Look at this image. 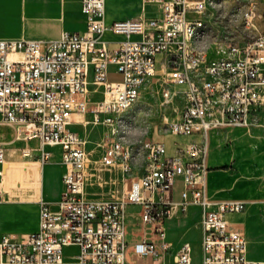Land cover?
Masks as SVG:
<instances>
[{"label": "built area", "instance_id": "obj_1", "mask_svg": "<svg viewBox=\"0 0 264 264\" xmlns=\"http://www.w3.org/2000/svg\"><path fill=\"white\" fill-rule=\"evenodd\" d=\"M202 2L212 8L211 0H142L143 6L156 5L159 15L107 23L105 0H80L81 34L0 39V121L16 128L24 141L38 143L40 166L51 157L46 147L60 149L63 166L56 209L40 197L36 231L1 235L0 264H66L65 249L72 247L77 249L72 264H131L129 253L137 261L165 264L171 248L165 223L192 208L200 217L201 264H264L249 259L244 226L231 219L244 212L245 203L211 199L207 192L210 132L247 127L252 109L264 105V0H232L230 7L220 3L218 8L227 9L226 22L214 41ZM190 22H203L206 50L189 45ZM107 33L121 38L116 48H108ZM211 42L215 58L208 60ZM159 56L163 69L170 67L156 81L161 105L174 95L182 98V110L166 122V131L172 138H198L174 143L172 154L163 142L146 141L133 149L111 137L109 129L119 110L136 104L156 78ZM110 67L117 80L109 79ZM91 87L96 101L89 99ZM85 115L84 125L108 129L99 144V166L118 169L125 176L124 189L129 185L115 199L86 198L90 153L84 138L70 128L74 117ZM4 156L0 143V184ZM139 158L145 160L142 175L127 180ZM130 205L140 207L137 219L150 235L132 245L126 240ZM173 264H192L190 243L180 245Z\"/></svg>", "mask_w": 264, "mask_h": 264}, {"label": "rangeland", "instance_id": "obj_2", "mask_svg": "<svg viewBox=\"0 0 264 264\" xmlns=\"http://www.w3.org/2000/svg\"><path fill=\"white\" fill-rule=\"evenodd\" d=\"M224 1L228 2L226 7L232 4V0H211V8L210 2L207 3L211 12H208L207 16L211 14L212 41L222 36L227 9H223V6L218 8V5ZM135 3L136 0H108V5L114 10H119L122 6L132 7ZM201 33L203 35V29ZM201 39L197 45L204 51L208 48V41ZM160 101L155 92V83L152 82L143 89L136 104L122 115L123 127L120 135L126 144L130 143L131 148L135 149L146 141L172 140L166 131V122L179 116L182 98L174 95L171 101L164 105H161ZM77 131L87 142L88 150L92 151L87 197L115 199L121 196L128 190L129 185L124 189L126 182L121 176L114 170L108 171L100 167L97 162L100 157L98 144L104 130L100 127L96 129L79 126ZM22 136L16 128L0 121V143L5 148L6 163L9 166V172L0 186V234L20 235L34 231L37 227V201L43 195L52 199L57 193L60 169L55 163H58V157L54 156L51 159L52 164L45 168L44 187H41L35 174L38 158L34 144L24 141ZM24 149L30 150L29 157L23 156ZM210 149L211 191L217 197L241 200L245 203L243 218L250 247L249 255L254 260H264V105H256L252 109L247 127L224 129L214 133L210 140ZM144 165L145 160L139 158L136 169L142 171ZM12 199L14 201H8ZM140 211V207H128L129 213L138 215ZM172 235L174 241H187L193 245L196 256L194 264H200L199 217L192 220L182 218L173 227Z\"/></svg>", "mask_w": 264, "mask_h": 264}, {"label": "crops", "instance_id": "obj_3", "mask_svg": "<svg viewBox=\"0 0 264 264\" xmlns=\"http://www.w3.org/2000/svg\"><path fill=\"white\" fill-rule=\"evenodd\" d=\"M109 5H108V0H105V20L107 23L139 18L141 16H144L147 18H153L159 15V10L156 5L149 4V5L143 6L141 0H136V3L132 7L125 8L124 6H122L119 10L117 9L114 10L112 9V6H109ZM147 6L148 8H146ZM80 9H81L80 0H0V39L54 40V39H57L63 32L81 34L85 31V19ZM117 12H120V13H117ZM208 12H210L209 8H207V14ZM207 17H208L207 21L211 24V14ZM210 35H211V32H210ZM137 38L138 37L136 36L132 37V39H137ZM104 40L107 42L109 49H114L116 48L117 42L120 41L121 38L113 36L110 33H107L104 35ZM196 47L198 48V45ZM209 47H210L209 48L210 50L208 51V60H212L215 58V54L211 48V45ZM163 61L165 62L163 56L157 57V66H156L157 76L154 80L151 81V83L152 82L155 83V90H158V87H159L156 81L159 79V77H161L164 71L170 70L169 66L163 69L161 65ZM109 72H110L109 74L110 80H117L119 78V76L115 73V70L113 67L109 68ZM151 83H149L148 85H150ZM168 87L172 91L176 90V88H174V86L172 85H169ZM90 89H91V94L89 96L90 101L98 100L99 96L92 91L94 87H91ZM85 120H89V115H85L83 117L76 116L74 117V122L70 126L71 130L77 133L80 137L82 136L77 131V128L79 126H82L83 128H87V127L96 128V129H98L99 127L102 128L104 130V135L102 139L108 133V129L104 126L84 125ZM227 129H238V128H227ZM221 130H224V129H221ZM218 131L220 130L212 131L210 132V135H209V153H208L209 170H208V177H207V192L211 199L226 200L230 198L217 197L211 191V186H210V181L212 178L211 176L212 170L210 167V155H211L210 140H211L212 135ZM170 138L172 140L162 141L166 145L168 154L173 153L174 143L183 145L190 141L198 140L196 136L195 137L193 136L191 138H172V137ZM29 143L34 144L35 151L37 153V158H38L39 157L38 143L36 141H29ZM99 144H98V147L100 148ZM85 149L88 153H90V157H91L92 151L88 150L87 144H86ZM46 151H48L51 154L50 160L48 163H46L43 166H40L36 162L37 168H36L35 174H36V180L39 179L41 183V187H44V170L47 166L52 164L51 159L54 156L58 157V163H55V164L59 166L60 171H59V177H58V185H57L58 188H57L56 196L52 199H47L46 197H44V195L41 196L47 203L50 204L51 209L55 210L56 209L55 204L59 200L61 188H62L61 178L63 174V166L61 165L60 149L58 147H46ZM102 153H103V150L102 148H100V157L102 156ZM89 170L90 172L92 170L90 166H89ZM113 170L116 171L121 176L122 180H124L125 176L121 173V171H119L118 169L117 170L113 169ZM8 172H9V166L6 163V153H5L4 164H3V173H4L3 178L7 176ZM141 173H142L141 170L138 171L136 169V166H133L131 175H129L127 178L131 179V178L139 177ZM2 181H1V184H2ZM87 187H88V183H87L85 192H86V198L90 199L87 197ZM12 197L15 198V200H17V197H15L14 195ZM174 199H177V193H175ZM0 200H1V195H0ZM93 200H97V199H93ZM8 201H14V200L12 199ZM130 206H134V205H130ZM128 207L126 209V240L129 245H132L142 240L143 238L150 237V235L143 230L142 226L140 225L137 219V215L134 214V212L132 213L128 212ZM243 215H244V212L240 215H235L231 217V219L244 226L245 237L248 242V257L249 259H252L250 258V255H249L250 247H249V241L246 236V224H245ZM36 216H37V222H38V206L37 205H36ZM195 217H199V211L196 208H192L185 215L176 216L173 219L165 223L167 240L171 243V248L168 254L166 255L165 264H173L174 255L176 254L180 245L184 243V241H180V240L174 241L173 240V237H172L173 227H175L182 218H185V220L186 219L192 220ZM36 229L34 231H36ZM28 233H31V232H28ZM1 235L3 234H0V236ZM201 236H202V233H201ZM191 247H192V264H194V259L196 257L194 253L195 249L193 245H191ZM76 251L77 249L74 247L65 249L64 255H65L66 264H72L70 263L72 262L70 260V257H72V255H74ZM199 251H200V257H201V260H200V264H201V261H202L201 239H200V250ZM128 262L131 264H137V263L150 264L151 263L150 259H143V260L137 261L130 253L128 254Z\"/></svg>", "mask_w": 264, "mask_h": 264}, {"label": "bare ground", "instance_id": "obj_4", "mask_svg": "<svg viewBox=\"0 0 264 264\" xmlns=\"http://www.w3.org/2000/svg\"><path fill=\"white\" fill-rule=\"evenodd\" d=\"M207 3L208 2H202V9L207 8ZM202 29H203V22H190V30H194V31H190L189 45L191 46L192 49H195V51H201L196 46H197V43L200 42V39L203 36L201 33ZM133 105L134 104H132V106ZM129 109L130 108L120 109L119 114L117 115V121L109 122L110 136L117 137L120 142H124L123 138L120 135L122 131V127H123L121 117L124 114V112H126Z\"/></svg>", "mask_w": 264, "mask_h": 264}]
</instances>
